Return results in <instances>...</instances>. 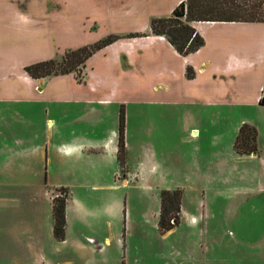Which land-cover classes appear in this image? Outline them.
<instances>
[{"label":"crops","instance_id":"1","mask_svg":"<svg viewBox=\"0 0 264 264\" xmlns=\"http://www.w3.org/2000/svg\"><path fill=\"white\" fill-rule=\"evenodd\" d=\"M182 1L0 0V253L13 264H87L90 258L77 254L97 251L95 264H108L109 234L97 243L89 233L97 213L118 207L93 205L91 193L118 187V179L125 185L130 176L164 174L171 158L180 163L172 141L178 126L165 142L172 117L256 107L259 117L242 118L237 129L253 125L257 143L264 141V21H194L204 44L185 56L165 36L127 37L149 32L153 17L171 15ZM113 34L120 38L87 59L82 80L75 73L36 79L25 70ZM156 112L165 143L160 153L145 139L155 128L143 124ZM182 128L190 140L199 137L197 128ZM61 189L68 197L65 236L58 240L53 203Z\"/></svg>","mask_w":264,"mask_h":264},{"label":"rangeland","instance_id":"2","mask_svg":"<svg viewBox=\"0 0 264 264\" xmlns=\"http://www.w3.org/2000/svg\"><path fill=\"white\" fill-rule=\"evenodd\" d=\"M151 108L158 106H146L148 111ZM199 109L194 116L185 113L166 123L167 143L178 126L172 141L180 149V163L171 158L164 174L158 170L151 177L130 176L125 185L118 179V187L91 193L93 205L118 207L117 213H97L92 218L95 233H89L97 243L109 234L112 243L103 251L108 264H264V141L251 154H240L234 146L238 123L245 117L257 119L258 108L234 107L230 113L213 116L210 110ZM156 115L143 124L155 128L145 139L160 153L165 143L158 137L161 122ZM182 125L197 128L199 137L190 140L192 135ZM176 187L182 192L180 222L162 232L158 227L161 192ZM77 255L95 264L100 251ZM9 257L0 253V264H13Z\"/></svg>","mask_w":264,"mask_h":264},{"label":"trees","instance_id":"3","mask_svg":"<svg viewBox=\"0 0 264 264\" xmlns=\"http://www.w3.org/2000/svg\"><path fill=\"white\" fill-rule=\"evenodd\" d=\"M194 21H264V0H184L179 3L167 17H153L150 31L131 33L127 37L146 35L165 36L181 55L197 51L203 44V37L192 26ZM119 35H109L95 43L64 52L60 59H47L25 67L32 78H44L53 75L75 73L83 79V70L87 59L96 51L119 39ZM188 78L193 77L194 70L188 67ZM264 105V94L259 99ZM125 116L121 110L119 121L118 157L121 165L125 162ZM257 129L244 123L235 139V149L240 154H251L258 151ZM62 196H56L53 203L54 234L58 240L64 239L66 227V201L68 193L60 190ZM182 192L180 189L162 190L159 212V229L162 232L173 229L180 220Z\"/></svg>","mask_w":264,"mask_h":264},{"label":"built area","instance_id":"4","mask_svg":"<svg viewBox=\"0 0 264 264\" xmlns=\"http://www.w3.org/2000/svg\"><path fill=\"white\" fill-rule=\"evenodd\" d=\"M63 195V193H61V192H59L58 194H57V196H62Z\"/></svg>","mask_w":264,"mask_h":264}]
</instances>
